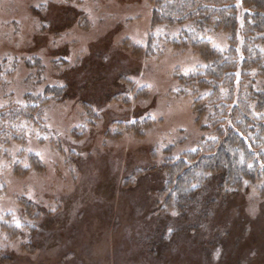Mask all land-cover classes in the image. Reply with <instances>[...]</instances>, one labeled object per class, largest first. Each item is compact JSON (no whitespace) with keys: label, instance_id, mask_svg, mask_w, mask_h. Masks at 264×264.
Segmentation results:
<instances>
[{"label":"rangeland","instance_id":"1","mask_svg":"<svg viewBox=\"0 0 264 264\" xmlns=\"http://www.w3.org/2000/svg\"><path fill=\"white\" fill-rule=\"evenodd\" d=\"M154 6L0 0V110H39L3 126L0 264H264V176L225 195L199 170L194 209L165 184L163 164L214 135L193 109L209 89L180 82L209 60L188 24H152ZM228 35L197 38L222 51ZM259 51L245 91L264 90Z\"/></svg>","mask_w":264,"mask_h":264},{"label":"trees","instance_id":"2","mask_svg":"<svg viewBox=\"0 0 264 264\" xmlns=\"http://www.w3.org/2000/svg\"><path fill=\"white\" fill-rule=\"evenodd\" d=\"M159 23L188 24L190 29L184 37H189L190 44L209 60L203 68L180 77V82H184L183 90L193 85L209 89L195 100L193 109L199 114L207 112L205 126L214 136L201 149L163 164L165 184L177 192L176 202H186L189 209H194L201 191V185L193 186L199 170L218 182L217 190L224 188L223 180L235 188L231 192L227 189L225 195L237 193L244 180L253 182L264 176V90L243 89L249 70L262 59L259 44L264 43V0H155L152 24ZM205 29L227 32L228 46L218 51L197 38ZM43 94L47 99L41 106L53 98H71L68 84L46 86ZM35 107L26 106L15 113L12 109L0 110V138H4L3 126L12 120L10 115L32 117L39 112ZM210 205L205 216L210 213ZM31 212L32 217H38L35 209Z\"/></svg>","mask_w":264,"mask_h":264}]
</instances>
